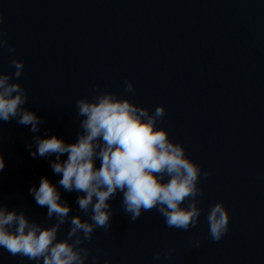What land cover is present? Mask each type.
Segmentation results:
<instances>
[{
    "label": "water",
    "instance_id": "1",
    "mask_svg": "<svg viewBox=\"0 0 264 264\" xmlns=\"http://www.w3.org/2000/svg\"><path fill=\"white\" fill-rule=\"evenodd\" d=\"M0 40V73L14 72L13 57L23 61L11 78L41 121L37 132L0 121V205L55 223L28 192L41 176L59 179L54 156L29 154L34 137L73 142L82 131L76 100L113 92L149 112L163 105L157 126L209 175L198 179L201 212L187 230L167 226L155 208L131 220L117 193L110 226L73 237L88 251L85 264H264V0H0ZM57 188L68 217L88 219L78 193ZM217 201L229 222L213 241L206 213ZM68 229L66 219L57 238ZM0 264L35 261L0 248Z\"/></svg>",
    "mask_w": 264,
    "mask_h": 264
},
{
    "label": "clouds",
    "instance_id": "2",
    "mask_svg": "<svg viewBox=\"0 0 264 264\" xmlns=\"http://www.w3.org/2000/svg\"><path fill=\"white\" fill-rule=\"evenodd\" d=\"M3 46L7 43L0 40ZM10 64L13 73H0V121L11 118L37 132L40 118L24 107L25 89L11 78L21 75L23 61L13 57ZM125 90L133 91L131 81H125ZM76 110L82 117V131L73 142L55 134L35 136V150L29 153L33 157L54 156L49 164L59 179L53 183L41 176L38 186H30L28 192L38 206L46 207L47 218L55 216V223L44 226L26 218L22 211L0 205V248L35 264H85L88 251L77 247L79 236L73 237L82 233L86 240L94 228H108L112 215L109 201L117 193L131 220H136L142 210L155 208L169 227L187 230L197 224L201 212L195 199L201 192L198 179L209 173H201L200 165L185 154L182 145L157 126L164 116L163 105L149 112L126 97L105 91L92 99H77ZM63 154L66 156L61 159ZM4 166L0 155V171ZM57 185L78 193L75 203L86 214L90 210L88 219L68 217L70 207L61 199ZM66 219L69 229L58 239V228ZM206 219L211 239L219 240L229 222L222 201L210 206ZM95 259L92 257L93 264ZM104 264H109L107 259Z\"/></svg>",
    "mask_w": 264,
    "mask_h": 264
}]
</instances>
